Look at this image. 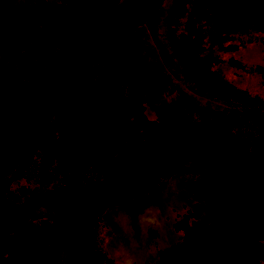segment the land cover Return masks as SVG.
I'll use <instances>...</instances> for the list:
<instances>
[{
	"label": "rangeland",
	"instance_id": "obj_1",
	"mask_svg": "<svg viewBox=\"0 0 264 264\" xmlns=\"http://www.w3.org/2000/svg\"><path fill=\"white\" fill-rule=\"evenodd\" d=\"M182 1L183 8L174 11L175 0H162L134 29L139 44L137 66L117 69L110 90L124 114L141 115L144 123L152 122L156 130L177 128L182 120H207L223 129L229 125L237 130V140L249 149L257 137L264 136V72L256 70L264 68V36L232 33L211 43L207 39L209 18L221 0ZM250 1L264 10V0ZM28 4L54 5L72 19L43 20V27H31L34 18L27 14L23 29L3 30L0 75L8 89L40 101L58 102L72 113H94L111 134L119 136L114 130L112 104L104 91L109 61L96 19L71 0H0V19L14 7ZM196 12L199 47L202 53L215 57L207 62L209 69L244 92V99L215 98L184 77L172 39L185 34V21ZM52 34L62 39H52ZM228 60L237 61L239 66L229 65ZM39 113L33 106L0 98V177L4 180L16 173L13 165L20 144L30 135L29 125ZM88 133L84 123L47 128L24 176L11 182L12 193L7 194L6 203L23 199L20 187L33 189L36 199L29 202L37 201L29 207L33 226L56 222L60 206L63 212L75 208L77 195L97 185V154L88 144ZM174 166L132 167L130 176H149L158 190L151 195L139 193L127 203L105 207L99 213L93 227L94 242L112 264L156 261L162 250L181 241L182 231L173 225L187 213L195 219H212L213 224L207 223L219 231L242 221L264 202V158L246 174L229 181L227 192L223 190L225 173L233 166L227 158L184 154ZM235 210H241L242 216L236 218ZM227 216L231 220H226ZM50 264H69L64 246ZM256 264H264V260Z\"/></svg>",
	"mask_w": 264,
	"mask_h": 264
},
{
	"label": "trees",
	"instance_id": "obj_2",
	"mask_svg": "<svg viewBox=\"0 0 264 264\" xmlns=\"http://www.w3.org/2000/svg\"><path fill=\"white\" fill-rule=\"evenodd\" d=\"M71 1L97 21L109 61L104 91L111 101L116 126L114 130L119 136L111 134L94 113H72L58 102L40 101L12 92L0 75V98L33 106L41 112L29 125L30 135L20 144L13 165L16 173L5 180L0 177V264H50L60 246L65 247L69 264H112L97 250L94 242L93 227L99 213L105 207L123 205L139 193L151 195L158 190L151 177L130 176L132 167L173 168L184 154L192 158H227L233 162L225 173L227 181L223 190L227 192L229 181L236 175L246 174L264 158V136L257 137V141L248 149L242 141L237 140L239 132L229 129V125L223 129L219 124L207 120H182L176 125L177 128L159 131L152 122L144 123L141 115L123 113V107L110 90L113 74L119 68L137 66L139 44L134 29L162 0H123L119 3L116 0ZM182 8L183 1L175 0L173 10ZM27 14L34 18L31 27L36 24L43 27V20L69 22L72 19L67 12L54 5L17 6L0 19V37L4 29H23V18ZM197 19L196 12L194 18L189 17L185 21V34L172 39L174 56L181 64L184 77L215 98L244 99V92L226 84L216 71L209 69L207 62L214 61L215 57L202 53L199 47L200 37L195 30L198 28L195 25ZM209 20L211 25L207 39L211 43L232 33L264 36V10L257 8L250 0H221L215 5ZM51 38L62 39L57 34H52ZM228 64L239 66L235 60H228ZM256 70L264 72L262 67ZM55 115L57 119L53 118ZM60 123H84L87 126L88 144L97 154L99 181L89 191L77 195L75 208L63 212L60 206L56 222L50 224L42 221L33 226L30 219L34 215L29 208L37 204V201L29 203L36 199L33 189L20 187L23 199L16 200L15 204L6 203V196L12 193L10 185L13 179L24 176L25 167L40 145L43 132L53 125L58 128ZM6 204L9 205L5 207ZM188 216L191 221H188ZM173 226L182 231L181 241L162 250L156 261L145 264H256L258 260H264V202L244 216L242 221L219 231L213 230L204 219H195L191 213L174 222Z\"/></svg>",
	"mask_w": 264,
	"mask_h": 264
},
{
	"label": "crops",
	"instance_id": "obj_3",
	"mask_svg": "<svg viewBox=\"0 0 264 264\" xmlns=\"http://www.w3.org/2000/svg\"><path fill=\"white\" fill-rule=\"evenodd\" d=\"M233 214H235L236 218L242 216L241 210L240 211L239 210H235V211H233ZM236 218H233V219H236ZM204 220L206 222H208L209 224H213L212 219L204 218ZM226 220H231V218L229 216H227Z\"/></svg>",
	"mask_w": 264,
	"mask_h": 264
}]
</instances>
